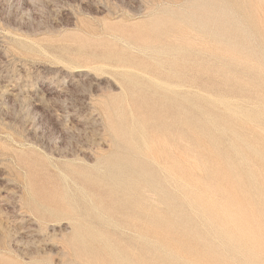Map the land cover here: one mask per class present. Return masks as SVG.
<instances>
[{
  "label": "rangeland",
  "instance_id": "1",
  "mask_svg": "<svg viewBox=\"0 0 264 264\" xmlns=\"http://www.w3.org/2000/svg\"><path fill=\"white\" fill-rule=\"evenodd\" d=\"M234 1L256 40L200 29L219 0H0V264H227L195 231L264 264V0ZM132 145L176 219L115 193Z\"/></svg>",
  "mask_w": 264,
  "mask_h": 264
},
{
  "label": "bare ground",
  "instance_id": "2",
  "mask_svg": "<svg viewBox=\"0 0 264 264\" xmlns=\"http://www.w3.org/2000/svg\"><path fill=\"white\" fill-rule=\"evenodd\" d=\"M219 1H221L224 5H216V7H215V5L212 6L211 11L208 14H206V18L202 19L201 21H198V23L200 24V29L207 30L208 32L207 31H203V32L206 34H209L214 41L221 42V43L222 42H231L232 40H234L235 38H238V37L241 38L243 41H246L247 39L256 40L255 34L252 33L253 30L251 31V29L245 24V22H248V16L241 15V13H240V9L242 8L243 4L240 2H236L234 0H219ZM256 5L259 6V4H256ZM252 11H253V9H252ZM213 15H216V17H213ZM260 17H262L261 14H260ZM263 17H264V15H263ZM262 20H263V18H262ZM259 21H258V23H259ZM192 34H194V33H192ZM196 35L197 34H195L194 36H196ZM186 37H188V36H186ZM201 39L203 40V38H201ZM233 45H237V44L233 43ZM250 51L253 53H259V54L262 53L261 48L258 49L257 51L250 48ZM175 52H177V51H175ZM261 55L264 58L263 54H261ZM126 72L128 74H133L131 70H127ZM148 79L151 82H155L161 86L163 85L162 83H160L159 80H157L155 78H148ZM169 90L174 92V93L176 92L175 90H172V89H169ZM178 94H180V93H178ZM179 96L185 97V96H190V95L180 94ZM229 116H237V113L235 111L231 110ZM146 146L147 145L145 144V147ZM164 146L166 147V145H164ZM146 150H147V148H146ZM131 151L134 153V155H132V157H130V159H127L123 163V166L125 168H131V169H121L119 171H115L112 175V181L115 185V193L118 192L119 194L125 196L126 198H133L134 199V207L139 210V214H138L139 219L142 216H144V218H145V216H146L145 214L148 213L156 221L157 220H160V221L163 220L161 218L164 217V214L161 213L158 209V207L160 205L165 206V208H166L165 213L167 215H169V217H171V219H173V220L176 219L178 217V215H180L182 213L181 209H180L181 207L179 206V208H178V206H175L178 195L176 196L171 192H170V194H168L165 191L166 188H164L163 185L161 186L160 179L157 177V175L153 176L152 178L151 177L148 178L149 174H150L149 172H148L149 173L148 174L147 172L144 171V169H133V165H134L133 163L140 162V158L138 160L137 157H142L143 152H142V150L139 151V148L136 145L131 146ZM150 151L152 152V150H150ZM174 152L175 151H173V153ZM149 156H150L149 159L151 160V162H153V164L156 167H160V169H162L161 167H163V163H161V161L158 159V157L154 153H151V155H149ZM63 176L67 180L66 176L65 175H63ZM161 177H164V179H166L165 177H173V176L171 175L170 171L164 170L163 174H161ZM91 181H93V180H91ZM76 187H77V190L79 191V193L81 195H83L85 198L86 197L88 198L90 196L88 193L85 192V190L83 189L82 186L76 185ZM142 190L150 191L153 194H151L150 197H147L142 192ZM157 193L159 194V197H158ZM152 195L155 197L157 196V197L154 198ZM91 203H92L91 204V207H92L91 210H93L96 207V204L94 205L92 201H91ZM148 203H149V207L145 208V206H147ZM96 208H98V207H96ZM49 214H51V215L54 214L55 216H57L60 214V212L57 211L56 209L55 210H49ZM181 221H182V225L184 227L183 229L187 230L190 234H191V232L194 233L193 229L190 230V229H187L185 227L186 225H190V223L194 222L192 219H186V220H181ZM82 228L88 229V227L82 226L79 230H81ZM79 230L77 229V231H79ZM194 236L196 239H198L201 242L202 246L207 251V253L210 254L211 256L217 257V260L219 262L232 264L235 261H237V262L240 261L239 259H241V262L239 264H250L251 263V260H247L246 255H244V254L240 255V256H242V258H243L242 259V258H240L238 253L234 252V250L236 249V246L232 245L233 243L228 247L225 246L227 248H230L231 250H228V251L221 253V251H219V249L222 250L223 247L218 248V246H216L210 239H208V234L202 235V234H198V232L195 231ZM164 264H189V263H187V262L182 263L180 258H176L173 255H166L164 258Z\"/></svg>",
  "mask_w": 264,
  "mask_h": 264
}]
</instances>
